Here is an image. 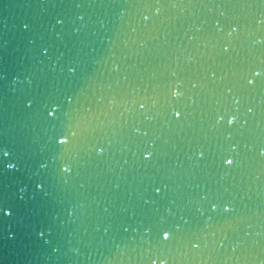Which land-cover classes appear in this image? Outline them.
Masks as SVG:
<instances>
[{"label": "snow or ice", "instance_id": "1", "mask_svg": "<svg viewBox=\"0 0 264 264\" xmlns=\"http://www.w3.org/2000/svg\"><path fill=\"white\" fill-rule=\"evenodd\" d=\"M228 163H232V161H228ZM164 236H165V239H167L168 238V233H165Z\"/></svg>", "mask_w": 264, "mask_h": 264}]
</instances>
